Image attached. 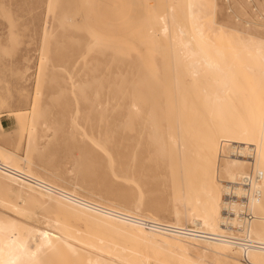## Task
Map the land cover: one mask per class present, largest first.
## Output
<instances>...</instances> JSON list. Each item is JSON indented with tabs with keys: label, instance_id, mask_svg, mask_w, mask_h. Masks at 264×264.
Returning a JSON list of instances; mask_svg holds the SVG:
<instances>
[{
	"label": "bare ground",
	"instance_id": "bare-ground-1",
	"mask_svg": "<svg viewBox=\"0 0 264 264\" xmlns=\"http://www.w3.org/2000/svg\"><path fill=\"white\" fill-rule=\"evenodd\" d=\"M232 1L234 8L229 5L231 0H162L164 12L154 17L153 25L155 27L156 22L160 26L159 39L166 40L162 47H165V52L162 50L163 67H171L172 71L165 87L169 94L163 91L162 108L151 104L143 116H133V108L142 107L146 95L153 97L151 93L143 92L146 84H132L128 86V95L132 99L125 107V116H112L111 124L105 122V116L94 118V135H91L90 142L95 146V159L104 161L102 164L107 173L121 178L127 175L124 182H133L137 177H133V172L141 168V161L164 162L167 168L165 180L183 209H173L171 218L167 220L139 213L144 207L141 199L134 201L137 212L109 205L111 203H99L89 194L77 192L87 193L89 186L84 184L77 188L76 184L65 188L51 177L36 175L30 172L31 169L28 171L27 156L17 157L0 146V190L12 192L14 199L22 201V205H26L25 200L41 207L50 205L60 215L62 212L72 217L71 220L89 221L90 226L94 224L92 228L89 226L92 232L98 229L103 235L97 237L94 233H82L68 221H59L57 212L52 216L54 220L40 219L41 222L45 220L43 225L54 230L55 234L27 227L0 214V264H148L149 256L141 251V247L146 245L169 247L182 255L197 247L201 255L226 260L222 261L225 264H242L237 261L238 256L246 264H264V5L254 7L250 4L252 0ZM224 4L227 6L223 13L226 19L222 21ZM63 16L70 18L69 14ZM60 17L59 24L64 21ZM149 29L152 30L151 26ZM98 53H103L102 48ZM152 57L148 56L150 60ZM154 59L147 61L156 62ZM151 75L154 73L147 78L150 79ZM155 78L157 80L158 76ZM111 87L112 84H106L105 89L111 92ZM103 88L99 87L98 91ZM159 90L158 93L161 92ZM115 93L120 98L125 97V86L116 85ZM36 117L31 118L28 127L27 149L32 143V123ZM118 118L123 122L117 125L125 133L121 149L117 148L113 129ZM4 133L0 127V134ZM220 144L224 155L221 153V162L220 156L216 162ZM117 150L122 151L116 154ZM247 157L248 160L243 159ZM115 161H118L117 165ZM214 174L227 187L221 185L219 188ZM135 192L136 197L139 193ZM222 193L229 196L225 204L221 201ZM239 197H245L243 203L237 202ZM0 203L8 205L1 199ZM12 204V212L31 218L29 215L33 210ZM151 208L156 211L157 207L152 205ZM221 209L224 211L222 217ZM184 222L190 223L192 229L184 226ZM107 232L113 236L107 237ZM182 258L168 257L162 261L156 258L154 263L201 264L198 259L187 261Z\"/></svg>",
	"mask_w": 264,
	"mask_h": 264
},
{
	"label": "rangeland",
	"instance_id": "rangeland-1",
	"mask_svg": "<svg viewBox=\"0 0 264 264\" xmlns=\"http://www.w3.org/2000/svg\"><path fill=\"white\" fill-rule=\"evenodd\" d=\"M254 1L252 0L250 3L254 7L258 4L264 5L263 0ZM232 3L234 2L231 0L229 5H232ZM225 7H227L226 4H224L222 9L221 17L218 15L222 21L226 19V15L223 14ZM146 9L149 10L147 11ZM150 11H153L154 15ZM163 12L162 0H0V127L6 132L0 134V146L17 157L24 158L27 156L30 168L29 165L26 167L29 168L28 171L31 169L30 172L36 173V175L46 176L49 179L51 177L55 183L65 188L76 186V184H78L77 188L84 184L89 186L87 193L82 191L81 193L80 190H77V192L79 191L78 193L81 195L89 194L92 199L98 200L99 203H111L109 205L114 204V206L117 205L137 212L134 204L137 198L138 200L141 199L142 207L144 206L140 208L139 213L167 220L171 218L173 209L180 207L182 210L183 207L178 205L177 199H174L171 193L168 181L165 180L164 176L167 174V168L164 162L141 161V168L138 171H134L135 173L133 172V177L137 175V177L133 178V182H136L133 184V182L126 181L130 183L128 186L131 185L128 187L127 183L124 182V178L127 175H124V178L111 176L104 169V161L101 158L98 159V157V160L95 159V146L90 142L91 138H93L91 135H94V118L96 116H105L104 120L108 124H111L112 116H125V107L129 105L132 99L128 95V86L132 84L136 86L141 85V83L146 84L148 89H145L147 87L143 88V92L146 94L151 93V97H153L151 99L150 95H146L142 102V107L133 108L135 112L133 116H139L140 114L143 116L142 114L151 104H156L162 108L163 94L165 92L169 94V90L165 89V87L171 79L172 71L170 70L171 67H163L162 62L164 59L162 54L165 52V47H162L165 45L166 40L164 38V40L162 38V40L159 39L161 37L159 33L160 26L155 22L154 27L153 23L154 17H158ZM65 14L66 16L69 14L70 18L67 16L66 19L63 16ZM76 14L77 16H75ZM58 17H60L59 19L64 18L61 24L58 23ZM146 19H148L149 25L145 23V21L147 22ZM148 26L149 28L151 26L152 30ZM142 30H145L147 34L144 31L142 32ZM148 32L150 33L148 34ZM155 38L156 41H154ZM100 41L101 43H99ZM163 41L165 42L163 43ZM92 42L94 43L92 44ZM153 42L156 43L153 44ZM103 44L104 47L102 46ZM157 46L161 50L156 49ZM99 48H102V54L98 53ZM117 51L119 53L122 52V55ZM159 52L162 53L160 54ZM123 53L127 55L124 56ZM154 53L157 58L153 56ZM148 56H153L151 60L155 58L157 63L155 61L149 63L148 61L151 60ZM148 63L151 65H148ZM147 71L150 74L154 73V75H151L153 79L152 77L150 79L147 78L150 77ZM141 75L146 77V81L144 80L145 77ZM155 75L160 78L156 80L155 77L157 76ZM149 80H152L151 83ZM97 82L101 83L99 87H104L100 91H98ZM110 83L112 84L111 92L105 89L106 84L108 86L111 85ZM118 84L125 86V97L120 98L115 93V87ZM151 84L156 85L153 87ZM142 87L137 88L142 89ZM151 88L154 91L156 90V92ZM159 88L161 92L158 93ZM156 93L157 95L161 94L162 97L160 95H158L160 98L156 97ZM155 98L157 99L156 101ZM36 115V120L34 119L36 122L34 123L33 121L32 123L34 129L31 134V137L33 135L32 143L27 149L28 127L31 118ZM118 120L115 121L116 126L113 129L117 148L121 149V146H123L122 136L125 137V133H122L121 126L117 125L123 120L121 121L120 118ZM221 144L218 147L216 162L219 156V161L221 162L223 158L221 153L224 155V152H221ZM121 151L117 150V153L116 151L115 153L118 154ZM116 154L115 156H117ZM243 159L248 160V157ZM115 162L117 165L118 161ZM153 163L156 167L150 168L151 165L155 166ZM122 169L123 172H126L124 168ZM149 176L153 180H150ZM214 177L219 188L221 185H226L225 187H227V184L217 175L215 176L214 174ZM113 179L116 180L113 181ZM143 183L145 186H143ZM14 188L16 187L14 186ZM103 189H106V191ZM135 191L142 197L138 193L135 197ZM234 196V194L231 195L232 198ZM228 197L227 193H222V203L228 202ZM14 198L12 192L0 190V199L8 203L7 206L0 203V214L15 219L27 227L44 229L43 231H50L49 233L55 234L54 230L44 226L45 220L43 221L44 223L41 221L44 217L45 219L54 220L53 217L57 214L59 221H68L69 224L82 233H94L97 237L102 235L98 229V231L94 230L92 232L91 226L94 224L92 223L93 225L90 226L89 223L91 222L89 221L86 223V221L73 219L76 220L74 223L71 220L72 217L68 216V218L62 212L60 215L59 211H56L50 205L41 207L28 200H23L26 205H22V201ZM137 199L136 201H138ZM236 200H238V203H243L245 197H239ZM12 203L14 205L17 203L18 207H23L22 209L28 207V210H33V214L30 213L29 215L31 218L27 215H18L12 212L10 208ZM152 205L154 208L157 207L156 211L151 208ZM222 209L224 210V208ZM222 209V212H220L221 217L224 216L223 213L225 211ZM55 212L57 213L53 215ZM184 223V226L192 229L190 223ZM108 233L106 234L108 235ZM106 234L104 237H106ZM111 235L112 233H109L107 237ZM240 236L243 237L241 234ZM142 248L141 251L149 256L148 264H155L156 258L162 261L168 257L177 260L184 257L182 259L187 261H197L198 259L197 262L201 264L202 262L204 264L226 263H222V261L226 260L216 259L212 255H201L198 253L197 247L187 252V255L183 254L184 256L179 251V253H176L177 250L173 251L174 249L164 246L156 248L155 246L146 245ZM237 261L246 264L239 256Z\"/></svg>",
	"mask_w": 264,
	"mask_h": 264
}]
</instances>
